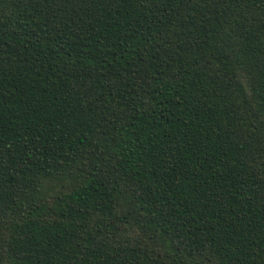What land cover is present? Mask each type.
Segmentation results:
<instances>
[{
	"label": "trees",
	"instance_id": "obj_1",
	"mask_svg": "<svg viewBox=\"0 0 264 264\" xmlns=\"http://www.w3.org/2000/svg\"><path fill=\"white\" fill-rule=\"evenodd\" d=\"M0 264H264V0H0Z\"/></svg>",
	"mask_w": 264,
	"mask_h": 264
}]
</instances>
